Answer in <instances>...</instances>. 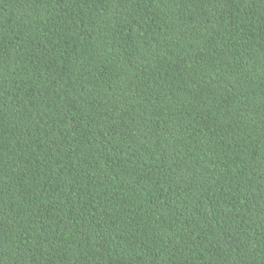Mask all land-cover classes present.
<instances>
[{"label": "trees", "instance_id": "obj_1", "mask_svg": "<svg viewBox=\"0 0 264 264\" xmlns=\"http://www.w3.org/2000/svg\"><path fill=\"white\" fill-rule=\"evenodd\" d=\"M0 264H264V0H0Z\"/></svg>", "mask_w": 264, "mask_h": 264}]
</instances>
